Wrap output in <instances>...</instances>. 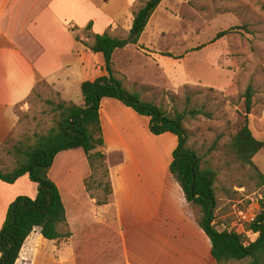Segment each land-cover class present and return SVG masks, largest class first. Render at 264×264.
<instances>
[{
    "label": "crops",
    "instance_id": "crops-1",
    "mask_svg": "<svg viewBox=\"0 0 264 264\" xmlns=\"http://www.w3.org/2000/svg\"><path fill=\"white\" fill-rule=\"evenodd\" d=\"M137 2L0 0V114L10 115L28 99L40 80L54 86L63 99L76 103L74 98L78 97L82 104V82L95 80L106 71L103 55L93 52L76 36L90 41L82 34L90 23V34L109 31L118 35L120 24L133 19ZM127 47L123 49L128 51ZM120 52L124 50L117 49L114 55L119 54V60L123 58L121 64H131ZM115 69L130 78L126 67ZM100 117L105 148L118 152L109 165L113 193L103 205H98L88 193L84 180L90 167L81 148L57 154L50 177L60 189L68 221L67 199L77 206L72 212L78 214L75 221L81 225L84 236L76 241L72 232L67 240H53L56 262L80 264L87 255L90 264L216 262L197 212L188 204L182 187L169 170L178 145L177 136L153 134L148 116L114 98L101 101ZM81 155L85 162L78 164L75 157ZM34 184L27 175L14 184L0 181V230L11 202L20 195L37 196ZM142 227L157 228L162 236L157 254L149 263L133 249L138 243L126 236ZM253 234L256 238L257 234ZM42 239H28L17 264H37Z\"/></svg>",
    "mask_w": 264,
    "mask_h": 264
},
{
    "label": "rangeland",
    "instance_id": "rangeland-1",
    "mask_svg": "<svg viewBox=\"0 0 264 264\" xmlns=\"http://www.w3.org/2000/svg\"><path fill=\"white\" fill-rule=\"evenodd\" d=\"M143 1L138 0L135 9ZM130 23L131 20L122 22L116 36L127 37ZM232 27L239 28L216 38ZM82 34L89 37L90 31ZM143 34L138 45H128V51L121 48L126 52L120 53L131 63L124 65L129 69L130 78L115 69H125L119 54L114 55L116 75L125 80V87L139 92L144 100L170 114L185 113L188 146L218 173L215 184L217 227L239 231L247 240H254L247 226L258 212L262 188L253 177V169L239 162L230 151L229 143L245 121L243 94L249 86L255 93L250 127L256 138L264 140V0H164ZM79 96L82 97L81 93ZM62 100L65 99L54 86L40 80L28 99L17 105L10 115L0 114V169L11 170L15 166L16 158L10 150L16 144L33 143L37 133H46L55 126L56 107ZM74 100L81 104L78 97ZM195 109L201 113L192 115ZM105 152L110 165L118 152L108 148ZM82 155V158L75 157L76 163L85 162ZM254 161L264 173V151L259 152ZM92 192L104 195L103 188L94 187ZM76 207L67 199L68 223L74 240L79 241L84 234L75 221L78 214L72 212ZM126 236L138 243L133 249L148 263L157 254V245L162 240L159 229L150 227H142ZM62 240L67 239L57 241ZM55 245L53 240L42 239L37 264H58ZM80 264H90L88 255ZM228 264H247V261Z\"/></svg>",
    "mask_w": 264,
    "mask_h": 264
},
{
    "label": "trees",
    "instance_id": "trees-1",
    "mask_svg": "<svg viewBox=\"0 0 264 264\" xmlns=\"http://www.w3.org/2000/svg\"><path fill=\"white\" fill-rule=\"evenodd\" d=\"M161 2L145 0L134 10L127 37H119L109 31L90 34V41L76 36L93 52L103 55L106 73L95 80L82 82V104L67 100L57 104L58 119L55 126L46 133H37L33 143L22 141L10 150L16 158V164L11 170L0 169V181L14 184L27 175L38 185V194L35 198L20 195L8 206L0 230V264H17L30 238L61 240L72 236L60 189L50 177V170L60 152L77 148L84 151L90 167V174L84 180L85 188L96 198L98 205L109 202L113 185L100 117L104 98L117 99L138 114L148 116L153 134L171 133L177 136L178 145L173 151L169 170L182 187L188 204L197 210L199 225L210 238L211 254L216 262L228 264L246 260L247 264H264V173L254 161L255 156L264 151V140L256 138L250 127L254 88L249 86L243 94L245 121L229 143L230 151L239 162L253 169V177L259 180L258 186L262 188L258 212L247 226V230L257 234V237L247 240L244 233L217 227L215 184L218 173L212 166L204 164L198 152L188 146L185 113L170 114L159 105L144 100L139 92L125 87L123 79L116 75L115 51L139 44L141 35ZM91 28L92 23L86 30L90 31ZM238 28L222 31L216 38ZM199 113L201 111L198 109L192 111V115ZM94 187L97 190L104 189L103 197L92 192Z\"/></svg>",
    "mask_w": 264,
    "mask_h": 264
},
{
    "label": "built area",
    "instance_id": "built-area-1",
    "mask_svg": "<svg viewBox=\"0 0 264 264\" xmlns=\"http://www.w3.org/2000/svg\"><path fill=\"white\" fill-rule=\"evenodd\" d=\"M241 216H244V218H245L246 220H248V218H246L247 216H246L243 212H241ZM253 219H254V218H252L251 221H252ZM251 221H250V222H251ZM238 232H239V231H238ZM250 232H251V231H250Z\"/></svg>",
    "mask_w": 264,
    "mask_h": 264
}]
</instances>
